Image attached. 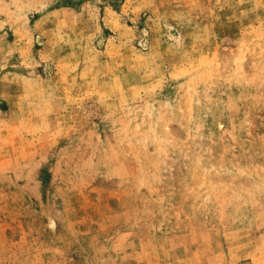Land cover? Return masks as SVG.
<instances>
[{
	"label": "rangeland",
	"instance_id": "1",
	"mask_svg": "<svg viewBox=\"0 0 264 264\" xmlns=\"http://www.w3.org/2000/svg\"><path fill=\"white\" fill-rule=\"evenodd\" d=\"M0 264H264V0H0Z\"/></svg>",
	"mask_w": 264,
	"mask_h": 264
}]
</instances>
